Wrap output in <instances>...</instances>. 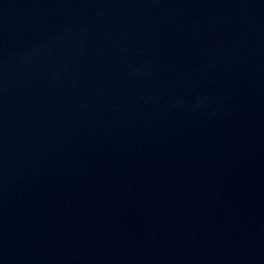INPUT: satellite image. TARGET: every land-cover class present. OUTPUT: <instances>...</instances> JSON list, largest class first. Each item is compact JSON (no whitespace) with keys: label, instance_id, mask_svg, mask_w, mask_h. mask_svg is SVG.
Segmentation results:
<instances>
[{"label":"water","instance_id":"obj_1","mask_svg":"<svg viewBox=\"0 0 264 264\" xmlns=\"http://www.w3.org/2000/svg\"><path fill=\"white\" fill-rule=\"evenodd\" d=\"M0 264H264V0H0Z\"/></svg>","mask_w":264,"mask_h":264}]
</instances>
